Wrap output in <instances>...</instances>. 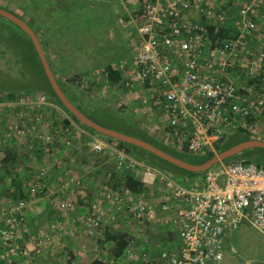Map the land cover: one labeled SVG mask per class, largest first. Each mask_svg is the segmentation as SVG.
Segmentation results:
<instances>
[{
    "label": "built area",
    "instance_id": "2783aa9c",
    "mask_svg": "<svg viewBox=\"0 0 264 264\" xmlns=\"http://www.w3.org/2000/svg\"><path fill=\"white\" fill-rule=\"evenodd\" d=\"M119 2L127 24L134 27L133 59L117 66L123 72L120 86L138 91L141 105L159 113L166 145L187 147L194 154L216 153L220 141L251 130L249 119L264 111V35L253 34L264 0H240L234 19L214 0ZM204 18L218 26L234 21L237 36L213 43ZM251 40L258 50L252 60ZM238 67L251 76L241 87L226 75ZM41 96L47 95L22 102L43 104ZM90 146L108 152L118 169L133 171L151 189L149 197L108 189L103 202H92L85 218L84 229L94 236L126 214L133 234L119 264H221L242 226L264 234V167L223 163L208 172L203 186H185L103 138H94ZM156 232L163 234L155 237Z\"/></svg>",
    "mask_w": 264,
    "mask_h": 264
},
{
    "label": "rangeland",
    "instance_id": "374dc122",
    "mask_svg": "<svg viewBox=\"0 0 264 264\" xmlns=\"http://www.w3.org/2000/svg\"><path fill=\"white\" fill-rule=\"evenodd\" d=\"M118 1L0 0V3L21 12L33 24L49 49L59 78L77 77L80 87L89 89L151 135L164 140L165 122L159 113L141 105L138 91L110 84L103 73L109 63H115V67L133 59L130 30L123 27L117 16ZM239 5L240 0H232L225 10L227 16L234 19ZM260 12L259 29L254 35H264L263 7ZM124 13L125 9L120 15ZM251 41L250 60L258 54L256 40ZM226 75L236 79L237 87L251 78L239 67ZM22 99L36 100L30 96L0 98V264H64L74 254L75 245H84L83 239L86 248L93 249L95 241L85 238L89 236L84 229L86 213L91 209V201L95 198V202H103L109 189L101 176L83 181L82 177L92 168L85 162H75L76 154L90 147L89 143L97 136L80 127L51 97L41 96L39 100L43 104L30 105ZM85 112L105 127L131 133L124 124L110 122L107 114L95 117ZM256 114L251 130L236 131L231 141L243 138L244 133L264 138V111ZM8 149L22 159L17 167L21 181L18 192L11 186V177L3 178V159ZM4 188L12 189L8 199ZM90 191L93 199L87 197ZM19 193L22 199L13 201ZM123 217L126 214L119 217L117 229L106 224L110 233L126 229ZM71 226L73 233L68 230ZM227 247L221 264H264V234L250 225L242 226Z\"/></svg>",
    "mask_w": 264,
    "mask_h": 264
},
{
    "label": "trees",
    "instance_id": "16d2710c",
    "mask_svg": "<svg viewBox=\"0 0 264 264\" xmlns=\"http://www.w3.org/2000/svg\"><path fill=\"white\" fill-rule=\"evenodd\" d=\"M229 5L230 4H228V2H226V0H221L218 8L222 9V11H225ZM229 23H230V25H227V26H225V25L218 26V24L210 25L209 22L205 18L203 20V24L209 30L207 36L210 40L213 41V43H215L216 40H219V43H221V41H223L224 39L235 38L237 36L238 31L234 27V21L229 22ZM114 64L115 63L107 64L104 68L103 73L106 77V80L110 84L117 85V84H120L122 79H123V72H122V70L117 68L118 64L115 67H114ZM70 79L73 82H77V77H72ZM87 90L90 91L89 89H87ZM242 92L243 91L241 90V93ZM50 94L52 95V99L55 100L57 102V104H60L63 109H65L63 107V105L58 102V100H57V98L53 92L52 87H50ZM71 97L75 101V98L72 95H71ZM85 97H86V101H85L86 104L92 103L93 101L95 102V100H92L87 96H85ZM78 105L84 110V108L80 104H78ZM118 111L122 114H118V113H116V114L121 116L120 118H122L124 120L125 126H127L128 129L131 131V133L129 135L136 136V137L142 138L144 140H147V141L153 143L154 145L158 146L162 150L172 154L173 156L179 157V158L186 160V161H190L192 159L201 160V159L205 158V157H200L199 155H193L194 153H190L189 151H187L188 150L187 147H185L183 150L173 149L171 146L166 145L162 140L151 135L147 129L143 128L138 123H136L135 121L130 119L122 111H120L119 109H118ZM70 116L72 117V119L74 121H76L80 125V127L85 129L86 131H88L90 135L100 137L99 135L95 134L94 131L84 127L83 125H81L79 123V121L76 120L71 114H70ZM254 118L255 117L253 116L252 119H249V122L254 120ZM234 134L232 136H230L227 140L220 141L218 146H217V150H219L221 148H225V147L230 146L232 144L238 143L242 140H246V139H250L251 137H254L251 134H245L244 133L243 138L231 141L232 138H234ZM100 138H102V137H100ZM103 139L110 142V143L116 144L117 147L120 149H125L135 159L143 162L146 165L160 169L163 172L174 175L176 177H182L184 179H188L189 184L193 181L192 178L196 177L194 174L183 171V170L173 166L172 164H169L166 161L151 155L150 153H148V152H146L140 148L134 147L132 145L120 143V142H114L113 140H110V139H105V138H103ZM77 152H78V150H77ZM212 154H214V153H206V156L209 157ZM38 156L40 157V154H38ZM76 156L77 157H75V162H78L80 164L85 162L86 164L90 165L92 168V171L90 173H86V175H84L82 177L83 181H87L88 179H93V178H96L97 176H101L102 179L105 180V185H107V187L109 189H112L113 191H116V192L118 191V193L119 192L124 193L125 189H129V190H131V192H133L134 194H136L138 196H145V195H146V197L150 196L149 192L151 191V189L145 188L143 183L140 181V179L136 176V174L133 171L126 170V169H118L116 160L108 152L98 153V152H95L90 146V147H87L85 149L83 148L81 150V152H78L76 154ZM239 159H243L244 161L242 160V162H244V163L264 162V152L256 153V154H253L251 156H242ZM3 160H4L3 164H4V168H5L4 172H3V175H4L3 178L9 180V178L11 177V181H12L11 186H13V187L15 186V190L18 192L20 190L21 181L17 175L18 174L17 173V170H18L17 167L19 165V162L22 161V159H19V155L15 151L8 149V151H6V155H5V158ZM226 163H231V162H226ZM258 165L260 166V164H258ZM12 174H14V175H12ZM181 184H183V183H181ZM185 186H188V185H185ZM4 190H5V188H4ZM11 190L12 189H9V188H7L5 190V195H6L7 199H8V197L12 196ZM15 196H16V198L13 201L17 202L20 199H22L23 195H22V193H19L17 195L15 194ZM87 197L90 199L94 198V194L92 193V191L87 193ZM94 200H95V198H94ZM94 200H92L91 203L94 202ZM105 202H104V204H105ZM124 219L126 220L127 218H124ZM119 220L120 219H118V221ZM118 221L116 220L113 223L111 222V223H106V224H107V226H110L109 228H111V225H113L114 228H116ZM106 224L101 228L106 233L105 243H108L110 245L111 257L115 261L114 264H119V260L122 259L125 255L126 249L129 245L130 238L133 234V230H131L130 227L129 228L126 227V229H123L121 231L115 230L114 232L110 233L108 231L109 228L106 226ZM126 225H127V223H126ZM162 234H163V232H158V233L156 232L155 237H160ZM64 264H74L73 254L71 257H69L66 260V262ZM92 264H108V263H102V261L95 259L92 262Z\"/></svg>",
    "mask_w": 264,
    "mask_h": 264
},
{
    "label": "water",
    "instance_id": "95a60500",
    "mask_svg": "<svg viewBox=\"0 0 264 264\" xmlns=\"http://www.w3.org/2000/svg\"><path fill=\"white\" fill-rule=\"evenodd\" d=\"M0 13L3 14V16L10 17L11 19L16 20L17 24H19L21 28L32 39L34 46L37 49L38 55L41 59V62L43 64L47 79L53 89V92L58 102L63 105V107L67 110L69 114H71L76 120H78L81 125L94 131L95 134L99 135L102 138L110 139L113 140L114 142H120L140 148L150 153L151 155L159 159H162L167 163L172 164L173 166L183 171L192 173L196 176L192 178L193 181L189 184L188 179H184L182 177H176L170 174L178 182L188 186L198 185L199 187H201L204 184V179L205 176L208 174V172H210L212 169L216 168L217 166L226 162H231V163L242 162L243 159H239L242 156H251L256 153L264 152V138L251 137L250 139L242 140L238 143L232 144L225 148H221L217 150L216 153L212 154L209 157H207L205 153L193 154V155H199L200 157H205L201 160L192 159L190 161H186L179 157L173 156L172 154L162 150L161 148H159L158 146L154 145L153 143L147 140L105 127L97 123L86 114V112L78 105L77 102L73 100V98L68 93L61 79L58 77L57 74H55L49 54L45 51L44 45L41 43L38 34L35 33V31L31 28V26H29V24L26 21L21 20V18H19L17 15L7 10L0 8ZM75 88L79 89L81 93H84L90 99L104 104L107 107V110L113 111L114 113L122 114L115 107H113L104 99L100 98L95 93L88 91L83 87H75ZM252 163L256 165L260 164L261 167H264V162H260V163L252 162Z\"/></svg>",
    "mask_w": 264,
    "mask_h": 264
},
{
    "label": "flooded vegetation",
    "instance_id": "af4514ba",
    "mask_svg": "<svg viewBox=\"0 0 264 264\" xmlns=\"http://www.w3.org/2000/svg\"><path fill=\"white\" fill-rule=\"evenodd\" d=\"M0 8L26 21L35 33H37L33 24L21 12L19 13L13 7L2 3H0ZM38 36L44 45L45 51L49 53V49L44 44L41 36L39 34ZM60 79L68 93L89 114H93L95 117L97 115L107 114L110 122L125 125L124 120L120 118L121 116L113 111L107 110L104 104L98 103L97 101L86 104V95L75 88L80 87L77 82H73L71 79L64 77ZM50 87L51 85L32 39L17 24L16 20L3 16L0 13V98L33 97L41 94L52 98Z\"/></svg>",
    "mask_w": 264,
    "mask_h": 264
},
{
    "label": "crops",
    "instance_id": "0c3cea01",
    "mask_svg": "<svg viewBox=\"0 0 264 264\" xmlns=\"http://www.w3.org/2000/svg\"><path fill=\"white\" fill-rule=\"evenodd\" d=\"M220 1L221 0H214V4H217L218 2L220 3ZM230 1L232 3V0ZM65 4H69V3L65 2ZM119 5H121V3L118 1V8L116 9L117 16L120 20V23L124 25L123 27L130 30V31L128 30L129 31L128 37H129V42H130L134 27L127 24L126 22L127 15L125 13L124 15H120V13L123 12L124 8L123 6H119ZM92 6L93 4L90 5V7ZM92 9L93 8H91L90 10ZM86 214H88V212ZM54 216H57V215H54ZM68 230L71 233L74 232L72 229V226L71 228H68ZM86 237H89V239H93V241H95V243L93 244V249L86 248L87 247L85 245L86 241L84 239H83L84 245H75L74 254H73L74 264H92V262L95 259L102 261V263H108V264L114 263V259L111 257L110 245L108 243H105L106 233L104 232L103 229H100L99 231H97V233L94 236H85V238Z\"/></svg>",
    "mask_w": 264,
    "mask_h": 264
}]
</instances>
